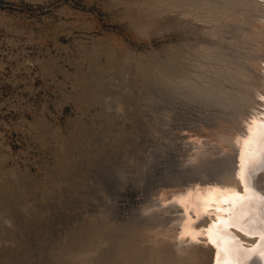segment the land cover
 I'll return each mask as SVG.
<instances>
[{"label": "rangeland", "instance_id": "rangeland-1", "mask_svg": "<svg viewBox=\"0 0 264 264\" xmlns=\"http://www.w3.org/2000/svg\"><path fill=\"white\" fill-rule=\"evenodd\" d=\"M235 1L0 0V264H96L171 206L177 135L264 84Z\"/></svg>", "mask_w": 264, "mask_h": 264}, {"label": "bare ground", "instance_id": "bare-ground-1", "mask_svg": "<svg viewBox=\"0 0 264 264\" xmlns=\"http://www.w3.org/2000/svg\"><path fill=\"white\" fill-rule=\"evenodd\" d=\"M242 1L231 2L232 8ZM243 17L263 38L250 51L261 53L256 60L264 64V8L250 6ZM259 68L264 70V66ZM244 71L235 68L229 73L240 76ZM260 76L247 80L242 98L217 95L208 100L210 111L200 113L193 119L198 125L188 128L187 147L180 146L183 142H178L181 135H177L173 149L185 159L180 164L182 172L166 175L178 178L169 184L175 186L177 196L164 195L165 188L162 191L163 197L173 201L171 206L152 208L134 227L128 225L122 241L109 253L105 250L107 259H98L96 264H264V206L246 193L250 185L264 192V84ZM199 145L203 148L196 151ZM225 191L234 194L226 196ZM238 191L247 195V202H241L245 196ZM245 208L251 212L243 225ZM231 224L246 235L230 230ZM253 233L258 236L251 237ZM231 236L242 241L232 242Z\"/></svg>", "mask_w": 264, "mask_h": 264}, {"label": "water", "instance_id": "water-1", "mask_svg": "<svg viewBox=\"0 0 264 264\" xmlns=\"http://www.w3.org/2000/svg\"><path fill=\"white\" fill-rule=\"evenodd\" d=\"M243 189V188H242ZM250 193L251 195V198H253V199H257L261 204H262V206H264V192H262L261 190H259L258 188H256V187H254V186H252V185H250L249 187H248V190L246 191V193ZM237 193H239V194H241V195H243V196H245L243 199H242V203L243 202H247V195L245 194L244 195V193H243V191H238ZM224 194H226V196H233V194L234 193H231V194H227L226 193V191H225V193ZM240 202V203H241ZM250 212L251 211H246V208H245V211H244V213L242 214V216H241V220H240V222L244 225V223H245V221L247 220V218L249 217V215H250ZM229 228H230V230H232L233 231V229L234 230H236V231H238V232H240L241 234H243V235H246V231L244 232L243 230H241L240 228H237L236 226H234L233 224H231L230 226H229ZM256 230H259V231H262V228L261 227H256ZM234 232V231H233ZM232 232V233H233ZM248 235H250V234H248ZM251 237L253 236V237H256V236H258V234L257 233H253L252 235H250ZM231 238H232V242L233 241H237L238 240V238L239 237H237V236H231ZM239 240H241L240 238H239ZM242 241V240H241ZM256 241H257V239H256ZM256 244V242H254V245ZM264 253V252H263ZM255 254H257V253H255ZM256 255H254V257H255ZM262 258L263 257H261V261H260V263H263V260H262Z\"/></svg>", "mask_w": 264, "mask_h": 264}]
</instances>
